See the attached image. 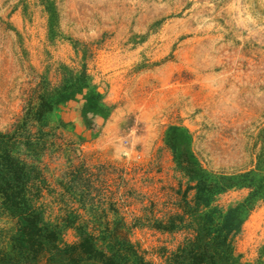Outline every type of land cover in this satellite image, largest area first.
Listing matches in <instances>:
<instances>
[{
	"label": "rangeland",
	"instance_id": "374dc122",
	"mask_svg": "<svg viewBox=\"0 0 264 264\" xmlns=\"http://www.w3.org/2000/svg\"><path fill=\"white\" fill-rule=\"evenodd\" d=\"M68 73L87 76L107 116L86 118L78 94L34 119ZM24 123L41 137L19 155L47 178V218L127 240L154 264L195 235L196 182L167 140L185 131L207 176L262 179L232 242L244 263L264 262V0H0V131ZM252 191L235 185L202 211L225 214ZM1 206L10 253L18 224Z\"/></svg>",
	"mask_w": 264,
	"mask_h": 264
},
{
	"label": "trees",
	"instance_id": "16d2710c",
	"mask_svg": "<svg viewBox=\"0 0 264 264\" xmlns=\"http://www.w3.org/2000/svg\"><path fill=\"white\" fill-rule=\"evenodd\" d=\"M62 87L52 99H43L37 107L34 119L42 120L43 115L52 111L62 102L73 100L84 94L87 87L86 75L64 74ZM83 112L89 115L107 116L108 109L102 95L94 90L84 94ZM28 131L25 132V131ZM178 167L189 179L196 182L195 206L188 207L195 235L172 253L164 264H251L244 263L234 251L232 238L238 233L253 209L254 200L262 194V179L251 173L233 176H207L203 167L189 148V135L176 127L168 133ZM37 154L42 146L39 134L29 133L25 123L12 133L0 131V201L2 209L17 219L18 228L12 235L10 253H0V264H154L148 261L136 245L115 238L108 233L95 235L86 227L65 225L50 221L46 207L40 203L43 191L49 189L47 178L37 165L28 163L19 155L21 147ZM247 184L252 187L251 195L225 214L209 207L214 196L235 185ZM76 230L77 241L64 240L66 229ZM109 240V241H108ZM112 240V241H111ZM255 264H264L258 261Z\"/></svg>",
	"mask_w": 264,
	"mask_h": 264
}]
</instances>
